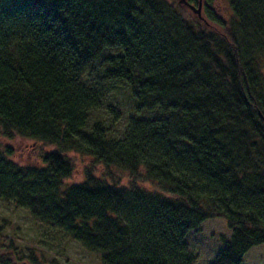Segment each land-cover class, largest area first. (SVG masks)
<instances>
[{
    "label": "trees",
    "instance_id": "16d2710c",
    "mask_svg": "<svg viewBox=\"0 0 264 264\" xmlns=\"http://www.w3.org/2000/svg\"><path fill=\"white\" fill-rule=\"evenodd\" d=\"M227 1L224 21L177 0H0V138L51 148L20 166L0 144V200L99 264H194L186 235L222 219L209 264H243L264 245V0ZM112 82L121 137L95 88ZM70 153L91 161L80 183ZM3 242L0 264H40Z\"/></svg>",
    "mask_w": 264,
    "mask_h": 264
},
{
    "label": "rangeland",
    "instance_id": "374dc122",
    "mask_svg": "<svg viewBox=\"0 0 264 264\" xmlns=\"http://www.w3.org/2000/svg\"><path fill=\"white\" fill-rule=\"evenodd\" d=\"M201 3L202 10H204L207 2L201 0ZM207 6L217 17L224 21L232 16L227 0H213ZM261 66L264 74V57ZM88 80H86V83L96 84L92 79ZM95 88L103 95L105 106L117 107L121 111L120 118L117 124H114L113 130L115 137H121L131 113V104L127 101L126 87L121 83L112 82ZM103 111L100 110L98 113L106 119L107 117ZM0 144L12 148L14 153L12 161L20 166H40L41 153L51 150V148L27 139L9 141L0 138ZM68 156L73 160L74 172L67 183H80L83 181L84 167L91 165V161L73 153ZM126 181L127 179H123V184ZM149 185L148 183L142 184L146 189L152 188ZM200 230L199 233L189 232L185 237V243L191 252L196 255L194 264H209L222 249V241L231 237V231L224 220L217 218L206 220L201 225ZM0 236L4 240L13 238L16 247L19 249L32 247L40 257V264H51V262L64 264L65 261H69L70 264H99L97 254L87 252L78 243L66 238L61 231L33 222L27 211L16 209L12 203H6L2 200H0ZM3 241L1 240L0 243L5 244ZM243 264H264V245L250 249L244 258Z\"/></svg>",
    "mask_w": 264,
    "mask_h": 264
},
{
    "label": "water",
    "instance_id": "95a60500",
    "mask_svg": "<svg viewBox=\"0 0 264 264\" xmlns=\"http://www.w3.org/2000/svg\"><path fill=\"white\" fill-rule=\"evenodd\" d=\"M178 5L186 8L188 11H190L191 13H193V15L197 16V18L199 20H202V16H201V10H202V3L201 0H199V3L197 5V7L190 5L186 2V0H177Z\"/></svg>",
    "mask_w": 264,
    "mask_h": 264
},
{
    "label": "bare ground",
    "instance_id": "6f19581e",
    "mask_svg": "<svg viewBox=\"0 0 264 264\" xmlns=\"http://www.w3.org/2000/svg\"><path fill=\"white\" fill-rule=\"evenodd\" d=\"M206 23V22H205ZM207 24V23H206Z\"/></svg>",
    "mask_w": 264,
    "mask_h": 264
}]
</instances>
